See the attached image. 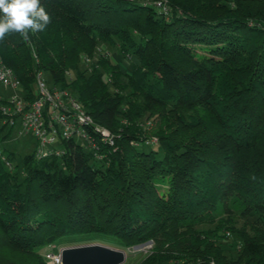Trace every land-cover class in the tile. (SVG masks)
<instances>
[{"label":"trees","instance_id":"1","mask_svg":"<svg viewBox=\"0 0 264 264\" xmlns=\"http://www.w3.org/2000/svg\"><path fill=\"white\" fill-rule=\"evenodd\" d=\"M166 1L167 14L138 0H42L46 31L0 43L23 90L33 96L49 71L115 135L100 155L72 137L21 168L11 151L12 167L0 158V264H49L48 246L84 234L152 241L138 264H264V0ZM100 41L138 61L72 76ZM218 215L229 231L200 227ZM232 234L235 257L218 243Z\"/></svg>","mask_w":264,"mask_h":264},{"label":"built area","instance_id":"2","mask_svg":"<svg viewBox=\"0 0 264 264\" xmlns=\"http://www.w3.org/2000/svg\"><path fill=\"white\" fill-rule=\"evenodd\" d=\"M138 1L144 5L159 6L165 14L168 13L166 0ZM0 84L15 90L21 87L20 79L14 70L3 62L1 56ZM0 119L3 120L2 125L10 127L20 119L25 132H31L36 137L37 156L60 155L63 152L62 140L72 137L91 146L96 154L100 150L101 143L115 144L114 133L96 124L91 114L82 107L78 98L68 88L49 85L43 77V71H38L36 74L33 96L24 90L6 96L0 93ZM94 133L97 136H94ZM0 158L7 166H13L7 151L1 146ZM153 245L152 241H148L149 251ZM46 257L50 261L49 264H62L60 253L49 252Z\"/></svg>","mask_w":264,"mask_h":264},{"label":"rangeland","instance_id":"3","mask_svg":"<svg viewBox=\"0 0 264 264\" xmlns=\"http://www.w3.org/2000/svg\"><path fill=\"white\" fill-rule=\"evenodd\" d=\"M110 57L113 62H118V64L121 66L123 70H125L126 73H129V70H131L132 64L138 61V58L136 56H133L130 58L126 53H123L119 47L118 41L116 42H106V41H100L94 53L92 55H85V58L81 60L79 63V69L78 70H72L71 75L76 76L78 71L82 72L84 70L89 73L93 68H100L102 71H104L103 67L100 65V62L102 60H107L104 58ZM110 59V60H111ZM43 77L49 85H53V77L49 71L43 70ZM123 79L126 80V77L123 76ZM106 80L109 82L111 90H114V82L113 78L111 75H106ZM35 88V85H34ZM70 90V89H69ZM122 94L127 93L130 91L129 87L127 89H124ZM15 91H23V88H17L16 90L11 88V87H5L0 84V93L6 95H9ZM25 91V90H24ZM30 95V94H29ZM32 96V95H30ZM147 117V115L145 116ZM141 121L144 126L146 124H150V120L152 118L147 117ZM3 120L0 119V125H2ZM107 128V127H106ZM108 129V128H107ZM21 124V120L18 119L17 122L10 127L9 125H6L4 130L2 131V135L8 134L7 137L4 138L0 142V146L3 149H6L7 153L11 151L14 155V161L19 165V168H21L24 165L25 161V156L31 153L33 150H35L37 146V140L36 137L33 135V133L28 132L26 133L25 130ZM154 142L156 141L155 138L152 139ZM139 147H144L146 149H149V146L147 145H142ZM86 150H90L89 147H85ZM93 161V160H92ZM226 217L223 215H218L216 218V221L212 223H205L202 224L200 227L205 229L206 231H211V230H216L219 231L220 235H223L225 232L229 231V227L224 228L223 224L221 223L222 220H224ZM229 225V223H227ZM231 226H235L236 229H239L243 226H245V223L243 220H238L236 223H233ZM239 237L237 235H230L228 237L224 236L220 238L219 244L224 248L225 252L231 256L235 257L238 254V240ZM91 242H102L106 243L108 245L114 246V247H119V248H124L120 242L119 239H117L114 236H108V235H77L73 236L70 238H63L62 240L58 241L56 244L48 246L44 252L45 258L50 262L49 259H47L46 254L49 252H54V253H59L60 249L63 246H68V245H74V244H80V243H91ZM146 243L142 244H136L133 246H130L128 248H124L128 255L127 259L124 263L122 264H138V262L145 257L148 253L149 250L147 248ZM152 249V248H151Z\"/></svg>","mask_w":264,"mask_h":264},{"label":"clouds","instance_id":"4","mask_svg":"<svg viewBox=\"0 0 264 264\" xmlns=\"http://www.w3.org/2000/svg\"><path fill=\"white\" fill-rule=\"evenodd\" d=\"M52 17L42 0H0V43L11 34L29 45L31 34L43 33Z\"/></svg>","mask_w":264,"mask_h":264},{"label":"water","instance_id":"5","mask_svg":"<svg viewBox=\"0 0 264 264\" xmlns=\"http://www.w3.org/2000/svg\"><path fill=\"white\" fill-rule=\"evenodd\" d=\"M59 253L62 264H122L128 255L124 248L102 242L63 246Z\"/></svg>","mask_w":264,"mask_h":264}]
</instances>
